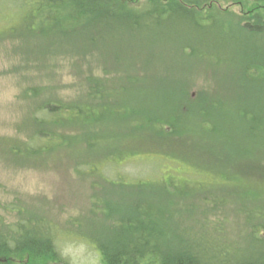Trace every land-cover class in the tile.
I'll return each instance as SVG.
<instances>
[{
  "label": "rangeland",
  "instance_id": "rangeland-1",
  "mask_svg": "<svg viewBox=\"0 0 264 264\" xmlns=\"http://www.w3.org/2000/svg\"><path fill=\"white\" fill-rule=\"evenodd\" d=\"M108 1L122 6L133 0ZM146 3L141 4L142 10L150 6ZM17 5L12 0H0V139L29 137L34 130L31 114L36 115L46 101L57 106L83 102L89 94L86 80L94 77L109 80L113 87L105 92L111 109L102 121V132L106 134L101 139L118 134L109 145L101 144L99 139L98 152L104 161L107 147L121 148L118 156L123 158H112L113 165L105 168L103 164L95 165V172L84 176L73 171L69 156L63 163L57 162L60 156H54V163L22 165L21 161H9L0 148V218L4 227L17 220L8 209L11 205L26 207L34 214L41 212L52 221L51 231L65 260L55 264H99L97 249L86 239L93 233L108 234L105 227H113L111 214L105 217L107 205L112 206L113 213L135 203L147 207L144 198L138 199L142 193L148 198L157 197L158 187L171 178L203 192L199 193L200 199L187 198L190 193L176 182L172 184L177 187L167 185V191L178 200L168 207L164 217H181L178 236L184 243L197 246V252L213 264L224 255L233 260L247 255L252 246L256 249L258 237L253 236V224L247 223L252 219L255 228L256 224L264 226V152L250 122L236 119L243 107L256 111L264 107V96L258 100L256 88L244 90L238 86L240 74L233 73L237 72L234 64H222V54L227 52L222 46V29L191 33L186 39L159 38L154 31L118 42L112 34L107 37L111 45L106 41L82 58L79 52H66L63 46H50L28 34L20 36L22 22ZM227 6L222 3L216 10L242 17L246 11L237 5ZM170 33V37L176 34L174 28ZM257 40L258 47L262 41ZM187 43L201 55L187 52L183 48ZM227 47L229 52L235 51L234 46ZM254 81L264 82V74ZM130 102L137 111L135 117H149L154 122L145 123L143 119L139 128L129 126L130 119L124 120L115 109L120 104L129 108ZM164 109L175 117L163 115ZM212 124L216 125L214 130ZM66 130L65 135L76 132ZM257 163L260 166L255 169ZM129 186L145 189L140 195V189L127 190ZM211 189L220 195L206 196L204 192ZM133 194L137 195L135 199ZM254 197L257 201L240 206ZM153 202L156 206L161 203ZM260 232L264 237V231ZM165 235L174 236L169 232ZM241 258L238 256V260Z\"/></svg>",
  "mask_w": 264,
  "mask_h": 264
},
{
  "label": "trees",
  "instance_id": "trees-1",
  "mask_svg": "<svg viewBox=\"0 0 264 264\" xmlns=\"http://www.w3.org/2000/svg\"><path fill=\"white\" fill-rule=\"evenodd\" d=\"M13 1L18 4L17 8L21 14L20 36L28 34L31 39L45 41L50 46H63L66 52L77 51L82 58L96 52L101 47L98 45L106 41L111 45L107 37L112 34L118 42L126 38L133 40L138 34H151L154 31L158 33L159 38L186 39L191 33L198 34L213 27H219L222 29V46L227 48L222 58L228 62L222 60V64L228 66L234 64L233 68L237 72L233 73L240 74L238 86H242L244 90L256 88V91L260 92H258L259 96L257 95L258 100L262 95L264 96V82L259 84L254 81L257 76L261 78L264 74V0H137L136 3L133 0L122 6H116L113 3L112 5L108 0ZM144 2L150 6L142 10L143 5L141 4ZM222 3L230 7L237 5L246 11L243 17L231 15L227 11L218 12L216 8L222 6ZM173 28L176 34L170 37V31ZM234 36L238 37V40ZM68 40L75 41L67 42ZM211 40L215 41L212 38ZM255 40L262 41L259 42L260 46H255ZM228 45L234 46L235 51L229 52ZM183 48L187 49L190 54L199 52L198 54L201 55L200 50L196 51L190 43L183 44ZM106 58L104 57L103 60L106 61ZM246 78H250L251 81ZM86 81L89 94L83 102L80 101L73 105L62 103L57 106L46 101L37 109L36 115L31 114L34 129L32 135L30 134L26 139L14 137L0 139V148L7 155L5 157L14 163L21 161L22 165L27 162L36 166L52 162L54 156H60L57 162L62 161L63 163L64 159L69 156L74 163L72 164L73 171L80 172L84 176L93 174L95 165L103 164L102 167L105 168L113 165L110 163L112 158H123L118 156L121 148L116 150L107 147L104 161L102 154L98 152L100 141L101 144L109 145L118 135L113 133L108 136L109 140L101 139L104 137L103 134H106L102 132V121L107 118L111 109L109 97L105 92L112 91L113 87L111 88L109 80H99L93 77L92 80L87 78ZM120 92L123 93L122 90ZM120 92L117 91L121 97ZM130 104L131 102L129 108L126 104H120L115 110L124 120L129 122L130 119L129 126L137 129L146 117H135L137 111ZM176 107L177 104L173 108L174 112L178 111ZM248 107L238 110L239 115L236 120L250 122V129L259 138L260 151L264 152V107L262 106L257 111ZM164 113L170 118L175 117L168 109H164L162 114ZM118 114L114 113L117 116ZM147 121L154 122L149 117L144 120L145 123ZM152 125L159 128L156 123ZM211 126V130H214L216 125ZM65 130L76 132L65 135ZM261 162L260 165L263 163ZM260 165L257 163L255 169ZM262 167L264 168V165ZM102 177L105 178L103 175ZM117 180L122 182L125 178H117ZM175 180L169 178L161 183L158 191L156 190L157 197L155 198L145 197L142 193L145 188L135 189L131 186L126 188L132 191L140 189L138 193L142 195L138 199L144 198L143 203L147 207L135 203L113 213L112 206L107 205L106 208L109 211L105 217L111 214V219L114 220L113 227H105L107 231L109 230L108 234L105 232L99 236H94L96 233L93 231L91 232L93 234L90 237L87 236L86 239L97 249L100 255L99 264H213L209 259L202 257V255L205 256L204 254L197 252L196 249H199L197 246L190 242V244L184 243L178 236L181 229L178 221L180 216L176 220L164 217V214L168 213V207L178 200L174 194L167 191V185L171 187V184L176 182L175 184L180 185L182 190L190 193L186 196L187 198L200 199L202 197L199 194L203 193L200 189L194 191L185 182ZM107 181L110 180L107 179ZM108 184L112 185L110 182ZM173 184L172 186H175ZM122 186L120 184L119 187L122 188ZM147 188L153 189V187ZM204 193L206 196L212 195V198L220 195L212 189ZM136 197L137 195L133 194L132 198ZM128 200H131V197H128ZM153 200L161 201V203L156 206ZM253 200L257 201L254 197L240 206H246L247 202H253ZM8 209L17 220L14 224L4 227L5 223H2V218H0V264H55L65 261L56 246V236L51 231L52 221L50 219H46L43 214H40L41 212L34 214L23 206L11 205ZM95 212L93 218L97 217ZM261 216L264 217V213ZM252 217L257 218L258 216ZM247 224H253V236L258 237V243H255L256 249L252 246L250 250H247V255H238L242 257L240 260L238 256L231 260L229 259L231 256L224 255L222 259L213 260L216 264H264V249H262L264 248V237L260 232L264 231V226L256 224L255 228L252 219H249ZM166 232L173 233L174 236H167ZM79 236L83 237L82 234Z\"/></svg>",
  "mask_w": 264,
  "mask_h": 264
}]
</instances>
